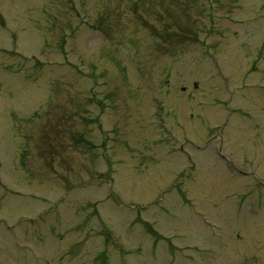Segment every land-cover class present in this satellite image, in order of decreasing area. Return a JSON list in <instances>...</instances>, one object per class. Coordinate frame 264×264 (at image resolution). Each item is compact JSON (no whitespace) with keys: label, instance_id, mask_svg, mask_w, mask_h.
<instances>
[{"label":"rangeland","instance_id":"obj_1","mask_svg":"<svg viewBox=\"0 0 264 264\" xmlns=\"http://www.w3.org/2000/svg\"><path fill=\"white\" fill-rule=\"evenodd\" d=\"M0 264H264V0H0Z\"/></svg>","mask_w":264,"mask_h":264},{"label":"flooded vegetation","instance_id":"obj_2","mask_svg":"<svg viewBox=\"0 0 264 264\" xmlns=\"http://www.w3.org/2000/svg\"><path fill=\"white\" fill-rule=\"evenodd\" d=\"M224 161H227V159L224 160ZM228 162H230V161H228ZM230 164H231V163H230ZM230 166L234 169L235 172H237V173H242L240 170H238L237 168H235L233 165H230Z\"/></svg>","mask_w":264,"mask_h":264}]
</instances>
